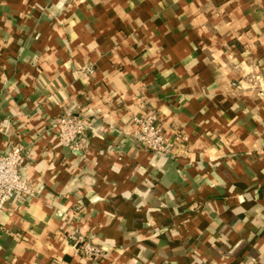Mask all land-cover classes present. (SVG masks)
I'll return each instance as SVG.
<instances>
[{
    "label": "crops",
    "instance_id": "obj_1",
    "mask_svg": "<svg viewBox=\"0 0 264 264\" xmlns=\"http://www.w3.org/2000/svg\"><path fill=\"white\" fill-rule=\"evenodd\" d=\"M148 110L169 154L132 138ZM10 143L35 192L0 210V264H264V0H0Z\"/></svg>",
    "mask_w": 264,
    "mask_h": 264
},
{
    "label": "built area",
    "instance_id": "obj_2",
    "mask_svg": "<svg viewBox=\"0 0 264 264\" xmlns=\"http://www.w3.org/2000/svg\"><path fill=\"white\" fill-rule=\"evenodd\" d=\"M157 113L148 110L142 116H134L135 125L132 138L142 148L151 152L169 154L172 148L171 140L163 134L160 123L156 120ZM50 127L55 135L72 151H79L86 146L88 122L69 111H63ZM28 155V151L19 143H10L0 151V210L15 196H33L35 188L30 180L25 178L20 168ZM76 248L82 256L89 260H99L106 251L99 244L81 234L71 233Z\"/></svg>",
    "mask_w": 264,
    "mask_h": 264
}]
</instances>
